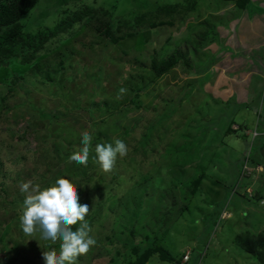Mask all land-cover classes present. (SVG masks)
I'll use <instances>...</instances> for the list:
<instances>
[{"label":"rangeland","instance_id":"obj_1","mask_svg":"<svg viewBox=\"0 0 264 264\" xmlns=\"http://www.w3.org/2000/svg\"><path fill=\"white\" fill-rule=\"evenodd\" d=\"M187 1L40 0L23 20L24 32L36 36L84 7L95 12L91 26L83 21L67 45L57 38L25 66L17 48L0 64V264H44L53 246L59 254V241L42 238L40 229L27 235L20 224L26 195L20 185L46 187L59 177H70L80 203L89 205L85 219L96 240L76 264H171L150 253L155 240L181 264L188 254L185 264H264L257 246L264 164L252 144L263 135L252 134L264 108V0H250L244 11L226 0H195V12L176 16L173 27L143 29L117 43L103 34L110 28L122 37L120 18ZM177 53L185 59L176 69L132 93L130 87L152 80L154 59ZM11 76L18 78L14 86ZM242 123L246 133H229ZM84 132L92 136L90 158L75 165L69 156L83 147ZM116 139L129 151L104 172L92 159L95 145ZM240 183L247 190L237 194ZM193 185L199 191L189 195ZM223 185L234 187L231 197L215 196ZM213 201L231 206L214 218ZM240 236L250 237L255 254L241 251Z\"/></svg>","mask_w":264,"mask_h":264},{"label":"trees","instance_id":"obj_2","mask_svg":"<svg viewBox=\"0 0 264 264\" xmlns=\"http://www.w3.org/2000/svg\"><path fill=\"white\" fill-rule=\"evenodd\" d=\"M57 3L62 5H67L72 2L73 0H55ZM40 0H0V31H3L6 29V32L3 34L2 41L0 42V64H5V61H7L11 56H13L16 52L17 48H20L23 52V61L22 66L29 65L33 62V60L37 57V54L40 55L42 52H45L47 50V47L49 43L55 42L54 40L57 38H62L60 40H57L56 42H59V44H63V46L67 45L69 40L73 38L75 35L78 34V29H76L77 26H79L83 21H85L84 26H91L92 19L95 17V12L90 7H84L80 11L74 12L70 18H67L64 20L60 27L57 30L54 31H48L47 33H41L36 36H31L28 33L24 32V25L23 20H26L30 17V14L32 11L37 7ZM226 2L232 3L237 9L244 11L248 8L252 7L250 0H226ZM196 10V1L195 0H189L187 1V5L182 4H166L161 7H159L155 11H146L143 13H138L136 15H132V18L130 19H124L120 18L118 22V31L123 33V30L126 29L127 33H123L122 37H115L110 28H107L103 34L107 37H109L113 43H117V41L120 40V38L130 39L134 38L138 35L140 30L143 29H150L155 30L157 28L161 27H173L176 23V16L179 18H186L190 12H195ZM184 19H181L184 20ZM98 30L101 29L100 27L97 28ZM65 44V45H64ZM185 56L180 55L177 53L174 56H171L167 59H162L161 61L154 59L151 63V72L153 74L152 80L150 79V82L148 85H143L141 88H135V86L130 87L132 93L137 96L140 92L147 89L148 86H150L155 80L161 79L166 74H169L172 70L177 68V66L180 64V62L184 61ZM7 63V62H6ZM7 65V64H6ZM10 65V64H8ZM42 65H37V69H42ZM59 70H64V65L62 60L59 64ZM199 74L202 73V70H199ZM44 75L46 78H50L48 73L44 72ZM202 75V74H200ZM12 85L14 86L16 84V81L18 78H14L11 76ZM72 90H69V93ZM71 94V93H70ZM132 103H134L135 98H131ZM105 106L109 105L108 102H104ZM105 110V109H104ZM240 127H238L237 130L230 129L229 133L233 134L235 131H241L242 133H246L249 129L248 124L242 123L239 124ZM261 126H264V108H262V111L259 114L258 122L255 126V130L261 131ZM263 131V130H262ZM238 133V132H237ZM263 133L257 140H254V142H259L256 145V148L254 150V154L257 155V153L260 152L264 148V131L260 132ZM150 141V138L147 137V142ZM145 142L143 143L145 147ZM247 145L248 149V144ZM141 148L138 147V151H140ZM137 151V152H138ZM146 152H140V156L146 157ZM251 162H255L254 158L251 157ZM3 179H5L4 171H3V165L0 163V190L2 188ZM238 188L235 190V193L238 194V189H242L243 191L247 190L245 186H243V183L238 184ZM192 188V187H191ZM234 188L231 186H220L217 189V192L215 193V196H220L219 194H225L231 197L230 189ZM198 187L197 185H193V190L190 191L191 193L189 195H195L197 193ZM225 191V192H224ZM196 192V193H195ZM234 192V190H233ZM237 194H235L237 196ZM236 197H233L235 199ZM238 198V196H237ZM231 199V200H233ZM262 199V198H261ZM259 199V200H261ZM218 204L217 202H214ZM225 204L221 203V205H215V209L213 212V216L218 217L219 212H221L224 208ZM76 227V226H73ZM7 233V232H6ZM243 237V241L240 242L241 248L253 255L255 254V245L250 240V237L246 236H240ZM257 246L264 250V232H262L258 236ZM58 247L53 246L49 249V251L57 252ZM157 256H160V260L162 262H167L171 264H181L180 260H177V258L170 254L168 250H166L163 246L159 245L157 241L155 240L151 244V252ZM191 261V260H190ZM141 262V263H139ZM142 264V260L139 259L137 263L132 264ZM185 264V263H184ZM189 264V263H188Z\"/></svg>","mask_w":264,"mask_h":264},{"label":"clouds","instance_id":"obj_3","mask_svg":"<svg viewBox=\"0 0 264 264\" xmlns=\"http://www.w3.org/2000/svg\"><path fill=\"white\" fill-rule=\"evenodd\" d=\"M80 144L83 147L71 154L69 160L75 165L87 166L92 148L91 134L84 132ZM128 151L127 144L116 139L114 143L96 144L92 159L104 172H110L118 157L126 156ZM20 191L26 194L20 216L22 231L33 235L40 229L42 238L53 244L60 242L59 254L54 251L43 253L44 264H76L77 258L87 254L96 244L85 219L89 205L80 203L77 187H73L70 177H59L46 187L24 182Z\"/></svg>","mask_w":264,"mask_h":264},{"label":"crops","instance_id":"obj_4","mask_svg":"<svg viewBox=\"0 0 264 264\" xmlns=\"http://www.w3.org/2000/svg\"><path fill=\"white\" fill-rule=\"evenodd\" d=\"M253 128V127H252ZM250 139V138H249ZM255 140H257V138L255 139ZM257 143H259V142H254L253 140H252V144H253V147L254 148H256V145H257ZM245 144H251V143H245ZM245 148H247V145H246V147ZM264 148L262 149V150H260V152L259 153H257V155L256 154H254L253 156H255V157H257V162H259V163H262V164H264ZM225 192V191H224ZM223 197L225 198L226 197V195L225 194H223ZM231 205H225L224 206V208H223V210H222V212L224 211V209H226V208H228V207H230ZM232 222V221H231ZM218 223V222H217ZM238 223V222H237ZM232 224V223H231ZM215 225H217L216 223H214V226ZM242 249V248H241ZM241 251H244L243 249L241 250ZM255 259H256V257H255Z\"/></svg>","mask_w":264,"mask_h":264},{"label":"built area","instance_id":"obj_5","mask_svg":"<svg viewBox=\"0 0 264 264\" xmlns=\"http://www.w3.org/2000/svg\"><path fill=\"white\" fill-rule=\"evenodd\" d=\"M257 130H255L253 133L254 134H252V135H254V137L253 138H255V137H259L260 135H261V133L258 135L257 134V132H256ZM189 261V254L185 257V259H184V263H187Z\"/></svg>","mask_w":264,"mask_h":264}]
</instances>
